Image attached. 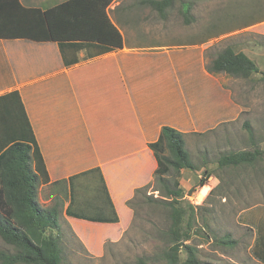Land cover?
<instances>
[{
    "label": "crops",
    "instance_id": "1",
    "mask_svg": "<svg viewBox=\"0 0 264 264\" xmlns=\"http://www.w3.org/2000/svg\"><path fill=\"white\" fill-rule=\"evenodd\" d=\"M63 1L17 0L25 9L41 10ZM115 1L106 12L123 45L101 52L96 44L82 43L77 48L66 43L61 48L56 42L28 39L25 34L40 27L38 20H32L13 0H0V97L17 92L30 124L47 178L38 186L40 206L49 208L53 201L61 219L82 228L112 225V229L121 225V214L129 221L126 203L137 189L153 182L156 160L148 145L158 139L162 127L184 134V140L211 134L227 139L229 127L246 113L224 87L225 74L206 69L202 37L198 41L197 34L177 39L174 35L156 46L126 42L120 29L126 23L123 13L116 21L109 15L119 5ZM251 28L235 30L234 36L251 33ZM228 47L251 60L257 55L250 38ZM205 77L216 86L213 97H220L207 108L200 104L203 94L196 84L201 79L203 86ZM9 132L11 124L0 116V154L15 140ZM186 171H181L179 180L185 192ZM41 191L46 193L45 201L39 200ZM69 204H88L87 216L103 211L107 217L112 216L111 204L118 222L70 217L66 214ZM235 224L251 230L249 261L264 264V204L239 211ZM72 229L76 239H89Z\"/></svg>",
    "mask_w": 264,
    "mask_h": 264
},
{
    "label": "trees",
    "instance_id": "2",
    "mask_svg": "<svg viewBox=\"0 0 264 264\" xmlns=\"http://www.w3.org/2000/svg\"><path fill=\"white\" fill-rule=\"evenodd\" d=\"M13 2L20 10L30 14L32 20H38L40 27L26 33L28 39L56 42L61 48L66 43L77 44V48L82 43L96 44L101 52L120 49L123 45L121 34L106 12L113 0H66L44 10L25 9L17 0ZM173 2L143 0L140 3L149 5L165 18L166 10L172 7ZM262 2L264 4V0ZM189 11L190 6H182L181 15L187 23ZM207 70L211 74L224 73L248 80L256 75L264 77V71H259L253 60L231 47L220 51L211 60ZM0 116L11 124L9 133L15 138L0 154V240L3 243L0 264H62L60 211L57 205L42 208L39 204L38 186L40 181H47L46 172L17 92L0 97ZM243 126L249 135L244 142L245 147L223 152L212 163V168L207 159L203 160V173L188 194L179 184L180 173L182 170L197 171L198 166L185 149L184 134L170 127H162L158 139L148 145L156 160L154 177L160 186L158 203L167 209L166 218L169 220L168 228L160 232L169 244L168 249L161 254L163 264H208L198 258L197 248L191 244L193 236L201 233L206 238L213 236L212 242L217 245L237 244L235 240H230L228 233L215 237L213 233L203 234L206 231L202 232L199 226L209 229L200 212L214 193L220 190L221 180L216 170L251 171L255 175L264 173V149L257 139H253L249 123L244 122ZM102 186H105L104 183ZM144 188L137 189L135 193L142 192ZM235 188L239 190L240 186L236 185ZM104 193L108 199L105 189ZM189 193L193 194L190 202L185 199ZM198 195L202 198L200 201H197ZM131 201L126 203L128 207ZM89 206L84 204L74 207L69 204L66 214L92 223L118 222L113 205L109 207L112 216L108 217L104 216L103 211L87 216L86 213H90ZM245 231L249 236L251 230ZM70 233L76 239L73 231L70 230ZM136 264L150 262L139 258Z\"/></svg>",
    "mask_w": 264,
    "mask_h": 264
},
{
    "label": "rangeland",
    "instance_id": "3",
    "mask_svg": "<svg viewBox=\"0 0 264 264\" xmlns=\"http://www.w3.org/2000/svg\"><path fill=\"white\" fill-rule=\"evenodd\" d=\"M142 0H116L119 5L115 11L109 10L113 21L123 13L125 22L120 26L126 42H138L146 46H156L168 43L175 35L178 37L197 34L196 40L202 37L205 43V66L226 47L240 42L243 37L250 38L251 47L257 55L252 60L259 71H264V4L262 0H174L171 8L166 10L165 18ZM159 1V0H156ZM183 5L190 6L189 22L181 15ZM112 7V6H111ZM124 10L121 11V10ZM187 18V16H186ZM252 26L250 32L234 36V31ZM201 34V35H200ZM223 75V74H221ZM224 87L232 93L233 100L240 104L243 113L233 126L229 127V137L214 138L213 134L196 140L185 141V149L198 166L197 171H186L183 185L188 194L191 187L197 184L203 173L202 162L207 159L212 168L221 152L243 149V141L249 137L243 126L248 122L257 139L264 149V77L256 75L251 80L234 78L225 74ZM199 91L202 90L200 104L204 107L214 105L220 97H213L216 86L209 78L196 81ZM216 93V92H215ZM222 104V103H220ZM207 108V107H206ZM219 132V131H218ZM199 141V144H198ZM222 154V153H221ZM220 176L219 189L204 205L200 214L207 222L209 229L202 228L203 234L213 233L221 237L225 233L236 245H217L211 238L195 235L191 244L197 248V256L208 264H254L246 255L250 242L248 233L235 224V216L241 209L264 204V173L255 175L251 171H215ZM153 182L144 186L142 192L135 193L129 204L131 217L128 222L122 215L120 226L90 225L82 228L78 223L67 224L59 218L63 239L62 264H136V260L144 258L150 264H163L161 254L168 249L169 244L162 237L161 231L169 226L165 208L158 203L160 186L153 177ZM239 185V190H236ZM143 188V187H142ZM193 195V194H192ZM185 195L189 202L192 196ZM45 191L39 192L40 201H45ZM202 198L197 196V201ZM150 201V202H149ZM53 201L48 207H52ZM256 218V216H255ZM201 225V220H199ZM124 225V226H123ZM123 226V227H122ZM77 229L82 241L75 239L70 233ZM204 228V229H203ZM73 230V229H72ZM114 234H118L114 237ZM75 236V235H74ZM104 236V237H103ZM80 241V242H79ZM3 243L0 240V249ZM183 255V253H182Z\"/></svg>",
    "mask_w": 264,
    "mask_h": 264
}]
</instances>
